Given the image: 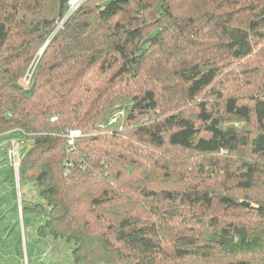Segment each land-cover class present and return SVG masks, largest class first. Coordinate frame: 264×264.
Listing matches in <instances>:
<instances>
[{"label": "trees", "instance_id": "trees-1", "mask_svg": "<svg viewBox=\"0 0 264 264\" xmlns=\"http://www.w3.org/2000/svg\"><path fill=\"white\" fill-rule=\"evenodd\" d=\"M68 9L0 0V264H264V0Z\"/></svg>", "mask_w": 264, "mask_h": 264}, {"label": "rangeland", "instance_id": "rangeland-1", "mask_svg": "<svg viewBox=\"0 0 264 264\" xmlns=\"http://www.w3.org/2000/svg\"><path fill=\"white\" fill-rule=\"evenodd\" d=\"M9 140H11V139H9L8 136L0 135V157L3 158L4 155L6 154V160L7 161H5L4 164L8 165L7 167H9V161L11 162V159L9 157L10 156V151H13L14 148H16L15 144H11L10 147H8L7 150L4 149V146L7 145ZM0 175H2L1 176L2 179L6 178L8 176L5 173V171H2V170H0ZM9 179H10L9 184L8 183L5 184V186H3V188L4 187H9V188L11 187V190H13V189L15 190V192H16L15 193L16 194V202L19 205V203H20V199H19L20 198V192H19V188H18L19 187L18 180H16L15 175L10 176ZM9 192H8V194H9ZM14 204H12V202L9 200L8 201V205H5V207H6L4 209L5 212L4 211L3 212L6 213V216H11L12 215L13 209L15 208ZM0 217H1V215H0ZM18 221H19V235H20L21 245H22V256L24 257L23 260H25L26 259V250H25V239L26 238L24 236L25 234L23 233V225H22L21 218H19ZM13 226H14V223L11 222L10 225L7 226V231L9 232L10 229L13 228ZM8 235L9 234L7 233L6 236H8ZM31 240H32L31 244L33 245L34 251H36V255L40 256V258H46L45 256H46V253H47L46 252L47 249L44 247V245H42L41 243H37L38 240H36V238H34V237H32Z\"/></svg>", "mask_w": 264, "mask_h": 264}, {"label": "built area", "instance_id": "built-area-1", "mask_svg": "<svg viewBox=\"0 0 264 264\" xmlns=\"http://www.w3.org/2000/svg\"><path fill=\"white\" fill-rule=\"evenodd\" d=\"M83 1L85 0H69V9H68V13H67V16L70 15V13L76 9L80 3H82ZM78 132L77 131H74V132H71V135L74 136V135H77ZM12 144H15V143H12ZM16 145V148H14L13 151H10V159H11V165H12V169H13V172H14V175L16 177V180H17V176H18V149H17V144Z\"/></svg>", "mask_w": 264, "mask_h": 264}, {"label": "crops", "instance_id": "crops-1", "mask_svg": "<svg viewBox=\"0 0 264 264\" xmlns=\"http://www.w3.org/2000/svg\"><path fill=\"white\" fill-rule=\"evenodd\" d=\"M2 158L0 157V160H1ZM5 167H6V164H4V163H1L0 164V170H2V171H4L5 170ZM1 176L2 175H0V179H1Z\"/></svg>", "mask_w": 264, "mask_h": 264}, {"label": "water", "instance_id": "water-1", "mask_svg": "<svg viewBox=\"0 0 264 264\" xmlns=\"http://www.w3.org/2000/svg\"><path fill=\"white\" fill-rule=\"evenodd\" d=\"M46 45V44H45ZM45 45L42 47V49L40 50V53L43 51ZM17 180H18V176H17Z\"/></svg>", "mask_w": 264, "mask_h": 264}]
</instances>
